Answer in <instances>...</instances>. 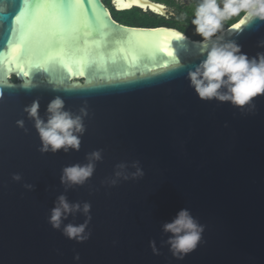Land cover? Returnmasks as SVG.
Masks as SVG:
<instances>
[{"label":"water","instance_id":"obj_1","mask_svg":"<svg viewBox=\"0 0 264 264\" xmlns=\"http://www.w3.org/2000/svg\"><path fill=\"white\" fill-rule=\"evenodd\" d=\"M31 2L25 8L24 0H0V264H264V96L245 110L199 99L187 75L203 58L202 40L176 29L121 24L104 0H94L100 20L91 25L92 11L77 9L69 20L61 0H39L52 6L31 21L15 20ZM139 4L116 7L162 10L151 0ZM238 23L223 39L250 58L264 52V21H246L242 31ZM129 30L142 34L128 36ZM160 33L181 37L169 42L172 57L158 51ZM56 96L77 114L87 106L78 152L38 150L24 108L39 100L44 117ZM21 119L25 128L17 125ZM94 150L103 155L94 175L65 192L62 170L87 163ZM137 161L143 178L107 183L116 165L133 172ZM61 194L91 204L87 241L68 239L48 222ZM184 208L204 232L178 260L162 244L168 239L162 225ZM84 220L77 215L65 224Z\"/></svg>","mask_w":264,"mask_h":264},{"label":"clouds","instance_id":"obj_2","mask_svg":"<svg viewBox=\"0 0 264 264\" xmlns=\"http://www.w3.org/2000/svg\"><path fill=\"white\" fill-rule=\"evenodd\" d=\"M243 17L234 27L242 31L246 21L259 19L264 21V0H195L194 18L191 24L195 26V34L202 37L197 45L200 48V63L194 70H190L187 79L202 101L229 102L241 110L254 108V100L264 96V52L257 53L250 58L242 52L241 46L233 41H225L226 22L233 17ZM183 18V17H182ZM183 36V34H181ZM264 47V41L259 44ZM24 112L40 138L39 151L42 154H57L63 150L79 151L81 137L86 132L85 119L88 117L87 106H82L79 113L66 109L62 97L56 96L47 106L44 117L40 115V102L35 100L24 108ZM17 125L25 128L24 120H18ZM103 159L101 150H94L87 154V163H76L66 166L62 170L60 182L65 192L84 186L94 175L96 165ZM129 172V165H116L113 177L107 183L116 186L121 180L141 179L144 172L139 162H133ZM20 174H14L13 180L20 182ZM28 190H34V185L25 184ZM83 215V223H67L69 217ZM91 204L89 202H69L66 195H59L54 201L48 222L50 225L71 240L83 243L91 237L87 231L91 222ZM162 231L168 239L162 241L169 247L170 252L178 260L195 250L201 242L204 226L201 225L187 208L181 209L170 221L162 225ZM154 253L158 254L155 241L150 242ZM79 260V255L75 257Z\"/></svg>","mask_w":264,"mask_h":264},{"label":"flooded vegetation","instance_id":"obj_3","mask_svg":"<svg viewBox=\"0 0 264 264\" xmlns=\"http://www.w3.org/2000/svg\"><path fill=\"white\" fill-rule=\"evenodd\" d=\"M161 5L162 10L132 8L130 10H118L114 0H106L105 4L111 11L115 20L121 24L124 21L146 20L152 22L150 28L167 27L176 29L193 40H202L203 38L195 34V26L191 24L194 18L195 0H151ZM183 17V18H182ZM243 17H233L226 22L225 29L240 21ZM126 25V24H125ZM141 26V25H140Z\"/></svg>","mask_w":264,"mask_h":264},{"label":"snow or ice","instance_id":"obj_4","mask_svg":"<svg viewBox=\"0 0 264 264\" xmlns=\"http://www.w3.org/2000/svg\"><path fill=\"white\" fill-rule=\"evenodd\" d=\"M13 3H15V0H13ZM94 3V0H61L59 7H62L64 10V15L67 19L72 20L75 19L78 16L77 9L79 10V13H83L85 16H87L89 11H92V18L89 20V24L91 25V21H99L100 17L97 16L96 12L91 8L92 4ZM133 4H137L138 6H144L139 4V0H129V2H118L117 7L118 8H125V7H131ZM87 5V7H86ZM52 5L39 2V0H34V2H31L30 4V10L24 11L21 9L20 14L15 16V20L17 21H31L35 16L38 15V11L41 8L44 7H51ZM24 7L29 8V0H24ZM153 10H156L155 6H153ZM2 12V10H0ZM104 26L107 27V22L104 23ZM15 31V27L12 29ZM142 33L137 32L136 30H129L126 35L128 36H137L141 35ZM179 35L177 33H160V42L158 43V51L164 50L165 54L169 57L173 56V52L169 51V42L172 40L179 39ZM159 66V65H157ZM71 69H69L70 71ZM0 92H3L2 89H0Z\"/></svg>","mask_w":264,"mask_h":264},{"label":"trees","instance_id":"obj_5","mask_svg":"<svg viewBox=\"0 0 264 264\" xmlns=\"http://www.w3.org/2000/svg\"><path fill=\"white\" fill-rule=\"evenodd\" d=\"M104 2H106V0H104ZM124 23L127 26H132V27H145V28H150L151 25H153L152 22L149 23V22H146V20H139V21H136V20L126 21L125 20ZM13 81L16 82V78H14Z\"/></svg>","mask_w":264,"mask_h":264}]
</instances>
